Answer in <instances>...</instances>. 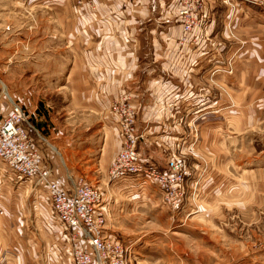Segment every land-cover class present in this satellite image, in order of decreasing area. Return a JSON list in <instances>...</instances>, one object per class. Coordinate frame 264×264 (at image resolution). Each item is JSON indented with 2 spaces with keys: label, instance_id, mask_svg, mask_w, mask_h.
Masks as SVG:
<instances>
[{
  "label": "crops",
  "instance_id": "0c3cea01",
  "mask_svg": "<svg viewBox=\"0 0 264 264\" xmlns=\"http://www.w3.org/2000/svg\"><path fill=\"white\" fill-rule=\"evenodd\" d=\"M174 1L177 0H89L84 1V12L75 10L74 4L67 2L68 39H80L86 46L68 74L75 104L71 118L77 122L78 110L99 116L98 122L103 124L100 156L89 169L92 175L86 173L88 170L81 173L82 160L77 159L86 158L93 146L88 138L90 128L79 130L78 125L67 136L61 133L49 136L59 151L67 153V172L62 169V158H56L55 148L49 147L47 152L55 176L62 180L65 176L76 179L84 175L104 195L110 193L114 197L113 212L119 230L116 232V225L111 222L110 232L128 240L132 246L139 239L124 237L120 230L137 213L141 202L152 200L153 196L146 191L148 183L116 182L108 175L112 157L122 149V141L115 137L113 129L118 127L117 119L110 112L113 102L119 96L133 97L138 111V149L147 164L161 169L166 168L172 151L187 155L191 149L208 150L212 160H219L221 147L246 136L247 120L258 119L264 113V6L250 5L232 15L222 0H205L207 22L182 44ZM77 23L83 24V31L78 33ZM229 63L238 68L235 76L213 73ZM255 89L262 92L257 97H254ZM6 90L3 94L0 92L2 116L11 112L10 99L16 102L12 95L13 98L6 95ZM220 90L226 91V95L218 97ZM34 133L39 131L35 129ZM9 179L8 188L14 194L29 195L28 182L19 184L13 180L11 185ZM37 194L34 193L35 197ZM25 212L30 214L29 209ZM8 231L0 225V249L14 247L17 255L12 261L10 250L5 264H31V261L60 264L59 245L40 246L33 240L23 245L8 240L4 235ZM66 234L70 239L71 232ZM29 246L42 249L33 260L34 252ZM67 264H73V260Z\"/></svg>",
  "mask_w": 264,
  "mask_h": 264
},
{
  "label": "rangeland",
  "instance_id": "374dc122",
  "mask_svg": "<svg viewBox=\"0 0 264 264\" xmlns=\"http://www.w3.org/2000/svg\"><path fill=\"white\" fill-rule=\"evenodd\" d=\"M69 1L75 10L84 12V1L89 0H0V92L3 94L7 88V95H12L15 103L23 109L28 122L24 128H28L34 149L41 153L46 167L52 171L54 182L68 189L72 181L82 178L103 194L84 175L76 179L65 176L62 180L55 176L47 152L49 147L55 148L56 158H62L59 159L63 162L62 169L67 172L68 155L59 151L49 136L52 133L67 136L78 125L79 130L90 128L88 138L93 146L86 158L77 159L79 162L82 160L81 173L88 170L86 173L92 175L93 171L89 169L100 156L103 124H99V116L76 107L77 122L71 118L75 104L71 98L73 88L69 87L68 74L86 46L80 39H68L66 18L69 16ZM79 23L76 24L77 33L83 31V24ZM231 37L236 39L233 33ZM237 71L235 67L232 75L223 71L219 74L235 76ZM255 91L254 97L262 93L258 89ZM222 92L220 90L218 97L227 93ZM124 98H128L130 103L133 100L130 95L119 96L111 105L113 117H117V103H122ZM10 113L1 114L0 121ZM35 129L39 134L34 133ZM113 129L121 142L118 127ZM221 149L219 160H212L208 150L191 149L187 155L170 153L168 161L177 155L186 162L190 172L183 182L181 204L178 209H173L155 183L147 186L146 191L151 192L152 200L142 201L137 213L125 221L128 226L126 224L124 231L120 230L124 237L139 239V242L132 246L128 240L117 236L129 249L128 264H264V113L258 119L247 120L246 136H240L234 144ZM158 170L163 171L161 168ZM14 177L6 164L0 161V225L9 230L3 234L8 240L19 241L23 245L30 240L40 246L46 243L49 247L59 245L60 264L72 261L73 251L78 244L85 248V240L73 232L70 241L51 206L47 187L36 188L27 181L29 195H16L8 188L10 184L7 182L10 178L12 185ZM35 192L38 193L36 197ZM104 194L107 230L111 234L112 223L116 225V232L118 229L113 212L114 197L110 193ZM27 209L30 214H25ZM67 245H71V249H67ZM29 248L34 252L32 260L42 252L39 248ZM16 250L14 247L0 249V264H5L4 259L10 258L9 251L14 261ZM31 264L34 263L31 261Z\"/></svg>",
  "mask_w": 264,
  "mask_h": 264
},
{
  "label": "built area",
  "instance_id": "2783aa9c",
  "mask_svg": "<svg viewBox=\"0 0 264 264\" xmlns=\"http://www.w3.org/2000/svg\"><path fill=\"white\" fill-rule=\"evenodd\" d=\"M222 1L232 15L247 8V3L264 6V0ZM173 5L175 21L182 30L180 42L185 44L208 20L205 0H177ZM222 71L232 75L235 66L229 63L226 68L216 69L213 73ZM129 101L124 98L122 103H117L116 118L123 148L111 162L109 177L116 182L155 183L168 205L178 209L184 195V179L190 174L188 166L177 155L168 161L163 171L147 164L138 149L137 107ZM10 102L12 112L0 121V161L6 164L19 184L28 181L36 188L47 187L51 206L64 230L76 232L78 237L85 240V248H80L78 244L73 251V264H128L129 249L125 247L126 243L108 233L107 203L101 191L88 185L82 178L72 181L68 189L54 182L52 171L46 167L41 153L34 149L28 128H24L27 120L23 109L12 99Z\"/></svg>",
  "mask_w": 264,
  "mask_h": 264
}]
</instances>
